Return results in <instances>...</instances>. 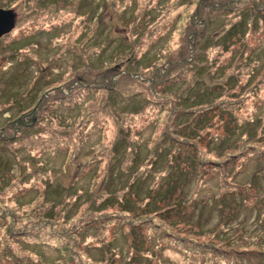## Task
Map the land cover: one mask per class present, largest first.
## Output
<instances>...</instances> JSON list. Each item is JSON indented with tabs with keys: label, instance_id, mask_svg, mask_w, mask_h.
I'll return each mask as SVG.
<instances>
[{
	"label": "rangeland",
	"instance_id": "obj_1",
	"mask_svg": "<svg viewBox=\"0 0 264 264\" xmlns=\"http://www.w3.org/2000/svg\"><path fill=\"white\" fill-rule=\"evenodd\" d=\"M0 7V264H264V0Z\"/></svg>",
	"mask_w": 264,
	"mask_h": 264
},
{
	"label": "water",
	"instance_id": "obj_2",
	"mask_svg": "<svg viewBox=\"0 0 264 264\" xmlns=\"http://www.w3.org/2000/svg\"><path fill=\"white\" fill-rule=\"evenodd\" d=\"M15 20L16 13L12 8L0 7V38L13 29Z\"/></svg>",
	"mask_w": 264,
	"mask_h": 264
},
{
	"label": "trees",
	"instance_id": "obj_3",
	"mask_svg": "<svg viewBox=\"0 0 264 264\" xmlns=\"http://www.w3.org/2000/svg\"><path fill=\"white\" fill-rule=\"evenodd\" d=\"M184 135V134H183ZM184 136H186V139H189V138H192V139H194V136L193 135H190V134H185ZM172 143V142H171ZM173 144V143H172ZM173 145H175V144H173ZM182 158H185L184 157V155L182 156ZM257 158H261V155H259V156H257ZM187 162V161H186ZM185 162V163H186ZM185 166H186V164H185ZM129 197V196H128ZM263 204H264V202H262ZM168 209V208H167ZM260 231H262V232H264V227H262V225H260V229H259Z\"/></svg>",
	"mask_w": 264,
	"mask_h": 264
}]
</instances>
